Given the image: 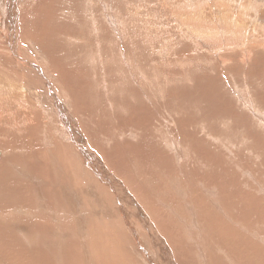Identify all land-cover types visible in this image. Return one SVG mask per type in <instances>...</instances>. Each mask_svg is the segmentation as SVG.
I'll use <instances>...</instances> for the list:
<instances>
[{
  "label": "rangeland",
  "instance_id": "374dc122",
  "mask_svg": "<svg viewBox=\"0 0 264 264\" xmlns=\"http://www.w3.org/2000/svg\"><path fill=\"white\" fill-rule=\"evenodd\" d=\"M46 1L47 2L44 4L46 7H43L44 11L42 13H32V8L29 4L30 14L21 20V24L24 21L22 25L23 28H21L22 34H24H21L22 40L24 42H26L25 39L34 41L31 42L32 45L22 42L20 44V47L22 46L24 48V52L27 53L29 57L33 58L39 63L47 60L51 64L52 68H54V72L55 70L57 71L56 73L60 72V67L62 64L58 60L61 58L68 62V65H72L75 70L82 68L80 65L76 67L73 62L77 60L75 59L74 61V58L81 55L83 45L79 40L70 38L66 33L74 32L75 34V32L80 31L79 28H83L89 30L91 37L96 38L97 40L98 34H101L100 32H105L104 30H106L105 33L107 36L105 35L102 38H105V42H107L106 38L107 40H111L112 42H109L113 43L114 46L109 43V46L107 45L100 47L99 41L101 42V37H99V41L95 40L97 45L94 46V48H97L98 50L96 49V51L93 52L91 58L89 57V61L92 60L90 61L91 64L87 63L88 65H86L89 67V65H92L95 60L94 65L96 66V64H98L95 68L97 69V72L98 68L102 70L110 67V72H112V70L113 72L111 73L112 76L109 78V80L114 82V87H118V90H121L120 92H126V96H129V99L132 103L131 105L128 104L131 108L138 109L141 108L140 105H146V108H148L150 111L157 113L159 110L160 113L163 112L161 113V117H159V114L157 115V118L152 121L147 116H141L139 119L140 127L135 126L136 121L133 117H128L126 122L130 123L131 126L125 128L121 134L113 132L114 141L129 146V148H132L130 153L137 154V157L132 161L138 162L136 167L141 169V171L145 173V176L148 177L149 174L150 176L156 175L158 178H160L164 172V168H162L158 173L156 172L157 170L151 173L146 170V168H149L151 165L153 169H155V158L161 161L163 157L167 155L165 147H163L164 150H162L163 148L157 146L156 143H154L155 141L161 143L162 146H166L174 154L177 160V152L183 151L178 143L182 141V133L185 131V129L181 128L179 125V120L181 117L185 119L189 117L188 120L186 119V121L191 122L192 126L188 132L191 133V136L193 134L198 135V139L195 141L196 146H194L192 149L193 157L196 158L195 162H197L195 165L199 168V164L205 162L207 159H210L207 160V165L210 164V169L205 170L203 175H206V183L211 190L205 188V193H208L209 195H212L213 193V195L210 196L216 197L222 193V187L225 185L223 183L233 180L236 182V184L228 185L227 191H230V193L233 192L232 194L235 196L236 194L239 195L240 201L245 200V202L254 205V209L264 212V198H262V196H264V34H262L264 33V0H252L256 2V4H254L255 11L250 9L249 17L245 16L243 12L240 11L238 4L239 0H231V3L229 0H210V2L209 0H106L107 2L105 0H80V3H82L80 5L74 4L75 0ZM206 2L207 5L210 4L213 6L214 12H204V14H202L203 11H198V16L196 15V17L200 18L197 19V21L195 19V14L192 13L193 8H197L198 10V5H205ZM35 4H37V2ZM17 5L20 8V6L23 4ZM89 5H91V7ZM190 5L191 7H189ZM90 8L91 10H89ZM189 8H191L192 11ZM90 13L92 15H90ZM190 14L193 16L188 18L187 15ZM50 17H53V19L56 21V23L52 25H55L56 29L58 28L65 30V33L60 30L61 35H55L53 42L47 47H44L43 44L39 42L37 43L35 40L36 37L39 36L42 39V42L47 44L41 35L50 33L54 30V28H52L48 22ZM116 18L119 20L117 23L118 26H121L118 29L112 26V19L116 21ZM229 19L231 20L229 21ZM241 21L243 22L245 28L243 25H241ZM197 22L200 23V26L202 27H199ZM214 24H216L215 27H213ZM101 27L103 31H95ZM239 27L241 28L239 29ZM228 28L232 29L229 30ZM119 29H121L123 33L125 31L127 33V37L132 40L130 41L129 47L127 42L124 43L121 41L120 36L122 33L118 31ZM236 33L239 35V38H234V36L238 37L236 36ZM110 34H112V36ZM218 35H220L221 38ZM47 37L49 38V36ZM2 39L3 38L0 37V45L4 43V40ZM236 39H238V43ZM56 43H60L61 46L58 47ZM131 43H134V45H131ZM40 45L43 48L40 47ZM91 49L93 50V48ZM106 60L110 61L106 62ZM127 61H132L130 73L127 71L128 69L126 65H121L119 67V64H126L128 63ZM116 65H118V67ZM115 68H117V70H115ZM121 68L123 70H121ZM102 71L99 72L104 73L106 70ZM119 71L122 72L119 73ZM91 72H93L92 68L90 70L87 68L85 71L78 70L77 73H74L73 70H70L66 75L69 84L65 90H59L58 92L59 95H61L59 96V101L50 100L48 98V91L45 90L41 83H39V86L35 83L30 85L29 83H26L25 88L28 87V89L26 92L23 91L22 96H26L28 101L25 102L31 103V110H33V113H43L48 117V120L45 124L46 129L48 130L47 133L51 137L50 142L55 145L59 144L60 148L62 149L60 155L63 156L64 162L68 165V168H66L64 165L63 166L69 170L67 172H73L72 175L74 177L75 185L78 188H83L85 186L89 188L91 185H93L95 190H97L100 183H98V180L95 179L92 174H90V170L87 167H83L81 162V154H78L76 147L72 143H69L65 140L70 136L69 131L66 128L62 129L61 126L53 118H51V113L53 115L56 114L57 108L62 107L64 111H71L77 118V125L84 128V124L80 121V119H78L80 114L79 110L80 108L87 106L86 96H90V91L92 96H94V94L92 93V89L90 90L88 88L78 95L76 85L82 82L81 78L84 79V76L86 78L89 75L87 79H84V82L87 83L90 80V75H93ZM115 72L117 74H115ZM133 72L135 75H140L142 72V77L140 76L142 78V83L135 84L133 82ZM13 75H15L14 72ZM1 76L2 71L0 70V81H2ZM126 76L128 77L126 78ZM11 77L13 78L12 81H15L16 75ZM11 77H9V80ZM121 80H124V82ZM125 80H129V82ZM118 81L124 84L122 85V83L120 84ZM4 84L14 85L15 83H8L5 80ZM86 86L87 85H84V88ZM16 88H19V91L20 89H23L19 84L18 87L16 86ZM130 90L132 92L129 93ZM21 93L22 92H20V95ZM66 96H73V98H68ZM116 96L117 95L107 96L106 94L105 96H96V100L91 104L89 109L90 120L99 124H103L105 121V123L111 128L116 125V118H118L119 114H121L116 113L114 115V100ZM241 98L245 99L243 100ZM142 101L144 102L143 105L141 104ZM172 110H176V112L174 113ZM122 111L126 113L127 108L123 107ZM255 113L261 117L263 122L261 120L258 121L257 118L253 117L256 115ZM160 129L162 132L161 134L163 135L161 138H157L160 134ZM147 130L153 132V135L147 136ZM141 132H143L145 136H143L142 139H140ZM173 135L178 138V143L176 145H174L171 140L169 141L168 138ZM23 136V134L20 135L22 139ZM134 148L140 149L136 151ZM146 149L148 152H146ZM89 150L91 152H96L92 146L89 147ZM210 152L213 153L211 154ZM100 157L102 158L101 155ZM47 158H49V154H47ZM1 159L2 154L0 156V160ZM141 161L146 164H141ZM217 161H219L218 166L215 164ZM128 162V164H130V161ZM108 171L112 173L116 172V170L113 169ZM246 172L253 177L249 178V175H247ZM213 178L216 180H213ZM91 181L92 183H88ZM85 182L87 184H85ZM113 183L117 184L115 180H113ZM201 184L202 183H199V180L195 182L197 188L201 187ZM242 184L244 185V188L240 190V187H243ZM251 186L253 188H251ZM86 187L84 190L88 189ZM215 187L217 189L220 187L218 189L219 191L217 189V191L214 190ZM134 191L138 195L139 190L134 188ZM86 193L94 195L91 190H87ZM101 193L102 192L99 188L98 194L100 195ZM248 193L251 194L249 195ZM259 193H261V195H258ZM10 195L14 198L13 204L16 206V196L14 194ZM225 196L227 199H229L228 193H225ZM103 197L108 200L111 198L107 194H103ZM208 198L209 196H206V199ZM92 202L94 203L95 201ZM92 202L91 204H93ZM233 202L237 204L235 200H233ZM8 203L10 205L8 212L2 213L0 210V221H2L4 218H11L13 213L25 215L24 213L18 212L17 209H12V203L9 201ZM84 203L85 207L87 208V204L89 203L87 201H84ZM207 204L208 203H204L203 205L202 203L198 207L203 208L206 207ZM211 204H208L210 207L207 210L215 211V207H211ZM235 206L239 208L238 210H240V205L238 206L237 204ZM88 207H91L90 204ZM123 207L126 208L127 211L130 210L134 213V210L128 206L123 205ZM260 207L262 208L260 209ZM194 212L200 214L198 209H194ZM189 214L190 215L183 220L190 219L189 221H196V223L199 222V219L196 218L197 216L194 215L192 211H190ZM241 214L242 211L235 213L234 218H225L226 220H222L220 222L221 225L219 226L222 227L223 230H226L232 226H240L242 222V224H250L249 221ZM207 215L209 216L208 213ZM222 217H225L223 215V211ZM252 217L253 221L259 223L258 230L256 231V239L258 241L256 240L254 243L255 247L253 246L259 256L264 252V226L262 224L264 222L260 221L262 218H260V216L253 214L251 218ZM108 218H110V216H104L106 223L104 226L102 221L99 219L98 221L92 223L95 228L92 226V224L89 225L88 228L93 230V233L89 229L90 236H88V238L90 237L91 240H88L92 242L90 243L92 245L89 244V246L92 247L88 249V257L85 255L84 251L81 250L80 252L72 253L73 255L70 254L71 256L69 255L66 262L64 261L62 264H84V260L86 261L87 259L89 263L95 264L97 260L99 261L100 256L103 258L100 260V262L102 263L103 261L104 264H151L150 258L155 260L156 248L147 243V236L145 235L144 231L138 233L139 236L145 238L143 239V248V246H140V244L135 241L133 236L130 234L129 229L126 228L125 219L122 215L117 214L116 217H111L110 219ZM237 220L240 221L238 222ZM212 221L213 220L210 217L206 222H202L204 229L208 228L205 230L209 233L204 234L201 237L206 241V249L203 254H198L199 250L197 248V242L194 243L196 256L202 264H205L206 262V264H214L209 259L211 256L215 257V254H210L214 250L209 248L208 241L211 240L212 243H210L216 246L214 240L216 241V239L225 237L222 232L215 233L216 230L213 229V227L216 225ZM244 221L246 222L244 223ZM10 222H12V219L7 223ZM204 223H207V225H204ZM13 225L15 224H11L9 227ZM186 228L187 226H185V231ZM124 231H128L130 235L126 234ZM15 233L21 239H28L30 243H42V240L40 239L41 235L37 230H33L29 236H26L25 230L21 228L15 229ZM185 233V237H178L176 239V244H178L180 240L185 241V239L187 240L189 237L191 238L187 232ZM94 234H96V239L93 238ZM170 235L173 236V232H171ZM92 240H94V242ZM95 242L100 244L96 245ZM227 246L233 247L230 244ZM110 247H112L113 250ZM103 248L106 249L104 250ZM117 250L119 254L116 252ZM64 257L65 256H63V258ZM242 257L243 259L247 258L245 255ZM94 259L96 261H94ZM58 261L60 260H56V262L60 264L61 262ZM260 261H263L262 264H264V258H260V260L257 258L255 263L261 264ZM15 264H19V261L17 260ZM243 264H246V262H243Z\"/></svg>",
  "mask_w": 264,
  "mask_h": 264
},
{
  "label": "bare ground",
  "instance_id": "6f19581e",
  "mask_svg": "<svg viewBox=\"0 0 264 264\" xmlns=\"http://www.w3.org/2000/svg\"><path fill=\"white\" fill-rule=\"evenodd\" d=\"M35 1L37 2V4H35L36 3ZM229 1L231 3V0ZM46 2H47L46 0H33V1L32 0H0V37L3 38L2 40H4V43L1 42L2 44L0 45V70L2 71V76H1L2 81H0V156L2 154V159L0 160V210L2 211V213L8 212L10 208V205L8 203L9 201L12 203V209H17L18 212L24 213L26 215L25 216L18 213H13L11 218L9 219L4 218L2 221H0V264H15L17 260L19 261V264H56L57 263L56 260H60L58 262H61L60 264H62V262L64 261L66 262L70 254L74 252L75 253L80 252L81 250L84 251L85 255L88 257V249L92 247L89 246V244L92 242L88 240L90 239V237L88 238V236H90L89 235L90 228H88L89 225L92 224L93 222L98 221L99 219L100 221H102L104 226L106 224L104 220L105 215L110 216L111 218V217H116L117 214L123 216V218L125 219L126 228L129 229L130 234L133 236L135 241L140 244V246H143L144 243L143 239L145 238L139 236L138 233L144 231L145 235L147 236V243L156 248L155 260H152L149 257L151 264H202L201 261L196 256L194 243L197 242V246H198L197 248L199 250L198 254L199 253L203 254L206 249V241L201 237L204 234L208 233L206 231L208 228L207 229L205 228L206 229L205 230L202 222H206L210 217L213 220L212 222H214V224L217 226V227L216 226L213 227V229L216 230V231L214 230L215 233L222 232V234L225 236L224 238L216 239V241L214 240L216 246H214V244H211L212 243L211 240L208 241L209 248L211 250H214L210 254L212 255L215 254V257L211 256L209 257V259L214 264H226V263L243 264V262H246V264H256L255 262L257 261V258H259V260L260 258H264V252L258 256V253L257 251H255L254 248L255 247L254 243L257 240L256 231L258 230L259 223L253 221V217L251 218V216H253L254 214L256 216H260V218L262 217L260 221L264 222V212L261 210L254 209V205L245 202V200L240 201V196L237 194L236 196L232 194L233 193L232 190H231L232 193H230V191H227L228 185L236 184V182L233 180L224 182L223 184L225 185L222 187V191H221L222 193L220 194L218 193L219 195L216 194L218 196L216 197L213 196L214 198L211 197L213 193L212 195L210 194L211 196L208 193H207L208 195L205 193V188L207 189L210 188L206 183L207 182L205 177L206 175L204 176L203 172H205V170L207 169H210L209 168L210 164L207 165V160L210 159L207 160L204 159L206 160L205 161L206 163L205 162L201 164L198 163L200 166L199 168L195 165L197 164V162H195L196 158L193 157L192 149L194 146H196L195 141H197L198 135L193 134L191 136V133L188 132L192 126L191 122L186 121V119L188 120L189 117L186 119L181 117L179 120V125L181 126V128L185 129L184 133H182L183 137H181L182 141L180 143H178V138L176 136L173 135L168 137L169 141L171 140L174 143V145L178 143V145L183 149V151L177 152V160L174 154L166 146H162V144L159 143L158 141L154 142L156 143L157 146L161 148L165 147V151L167 155H165L164 156L165 158L163 157L161 161L155 158L154 161V163L156 164L155 169H153L151 165L149 168H146V170L150 173L157 170L156 172L158 173L162 168H164V172L162 173L161 177L159 176L160 178H158L156 175L150 176L149 174L148 177L145 176L144 175L145 173L141 171V169L136 167L138 165V162L132 161L137 157V154L130 153L132 151V148H129V146L114 141L113 132H116L117 134H121L125 128L131 126L130 123L126 122V119L128 117H133L136 121L135 126L140 127L139 119L141 116H147L152 121L156 119L157 115L159 114H160L159 117H161L162 116L161 113L163 112L160 113V111L158 110L157 112L158 114H157L153 111H150L148 108H146V105H143L144 104L143 101H142L143 103L141 102L143 106L140 105L141 108L138 109L131 108L128 104L131 105L132 103L129 99V96H126V92L124 90H122L124 92H120L121 90H118L119 89L118 87L116 86L114 87L115 85L113 84L114 82L109 80V78H111L112 76L111 73L113 72V70L112 72H110V67L105 69L101 68L102 70H106L104 71V73H101L99 72L102 71L100 70V68H98V72L97 69H95L96 66L98 65V64H96V66L94 65L95 60L92 65H89V67L87 66L88 65L87 63L91 64L90 61H92V60L89 61V57L91 58L93 52L96 51L97 49L94 48V46L97 45V42L95 43L96 38L91 37V33L89 30L79 28L80 31L75 32V34L74 32L66 33L70 38L79 40L83 45L81 55L74 58V61L75 59H77L78 61L76 60L75 62H73L72 60L73 64L76 67L80 65L82 68H78L75 70V68L72 65H68L67 64L68 62H66L64 59L61 58L58 60L62 64L60 67V72L56 73L57 71L55 70L54 72L53 70L54 68H52L51 64L47 60L43 61L42 63H39L33 58L29 57V55L24 52V48L22 46L20 47L21 42L25 44L29 43L32 45L31 42L34 41L25 39L26 42H24L22 40L21 28H23L22 25L24 21L21 24V20H23V18H25L28 14H30L29 4L30 7L32 8L31 10L32 13L34 12L42 13L44 11L43 7L44 8L46 7L44 6ZM80 2H81L80 0H75L74 4L80 5L82 4ZM17 4H23V5H21L19 8ZM238 4L240 7V11L243 12V14L247 17H249L250 9L255 11V7H254V4H256L255 1L239 0ZM89 6L91 7V5ZM189 7H191V5ZM89 10H91V8ZM198 11L201 12L203 11L202 14H204V12L205 13L212 11L214 12V8L210 4L207 5V2L205 5L202 6L201 4L198 5V10L197 8L196 9L193 8L192 13L195 14L196 20L200 18V17L198 18L196 17V15L198 16ZM90 15L92 14L90 13ZM192 16H193L192 14L187 15L188 18H191ZM230 20L231 19H229V21ZM48 22L49 25L52 28H54V30L50 33L41 35L44 38V40L47 42V44H44L39 36L36 37L35 40V42L37 43L39 42L43 44L44 47H47L49 44L53 42V38L55 35H61L60 30H62L58 28L56 29L55 25H52L56 23L53 17H50ZM118 22L119 20L117 18L116 21L112 19V26L117 29L120 28L121 26L120 27L118 26L117 24ZM240 23L241 25H243L242 21ZM197 24L199 27H202L200 26V23L197 22ZM216 24H214L213 27H215ZM241 27H239V29ZM243 27L245 28L244 25ZM64 31L65 30H62V32ZM95 31L100 32L103 31V29L101 27L100 29L98 28ZM104 31L106 32V30ZM118 31L122 33L120 36L121 41H123L124 43L127 42V45L129 47L130 41L132 40H130L129 37H127V33L125 31L124 33L122 32L121 29H119ZM105 32H100L101 34H98V38L96 41H99V37H101V42L99 41L100 47L107 46L110 43L109 41H111V40H107L106 38L107 42H105V38H102L106 35ZM110 35L112 36V34ZM47 36H49V38ZM218 36L220 37V35ZM236 36L238 37L234 36V38H239V35H237V33ZM237 40L238 39H236V41ZM110 44L114 46L113 43ZM56 45L58 47L61 46L60 43H56ZM131 45H134V43H131ZM40 47L42 46L40 45ZM91 48H93V50ZM108 61L110 60H106V62ZM131 64L132 61L126 64H119V67L121 65H126L128 69L127 71H129L130 73ZM116 66L118 67V65ZM87 68L89 70L92 68L93 70V72H91L93 75H90V80L89 81L87 80L88 81L87 83L84 82V79H87L89 75L86 78L84 76V79L80 77L82 82L76 85V89L78 90V95L84 92L85 90H87L88 88L90 90L92 89V93L94 94V96H92L90 91V96H86L87 106L82 107L79 110L80 114L78 116V119H80V121L84 124V128L77 125V118L74 116V114L71 111L68 110L64 111L62 107L57 108L56 114L53 115L51 113V118H53L61 126L62 129L66 128L69 131L70 136L67 137L65 140L69 143H72L76 147L78 154H81V159H82L81 162L83 167L84 166L87 167L90 170V174H92L94 178L98 180V183H100V185L97 184L102 192L100 195L98 194L99 188L95 190L93 185H91L89 188L86 186L85 187L88 188L87 190H91L94 195L86 193L87 190H84L85 187L78 188L75 185L74 177L72 175L73 172L72 173L67 172L69 171L68 169H66L68 168V165L64 162L63 156L60 155L62 149L60 148L59 144L55 145L50 142L51 137L47 133L48 130L46 129V124H45L46 121L48 120V117L43 113L42 114L33 113V110H31V103L25 102L28 100L26 99L25 95L22 96L23 91L26 92L28 89V87L25 88L26 83H29V85L35 83L38 86L39 83H41V85L49 93L48 98L52 101L53 100L59 101V96H61L58 93L59 90H65L67 85L69 84V81L66 77L67 73L70 70H73L74 73H77L78 70L85 71ZM115 70H117V68H115ZM121 70L123 69L121 68ZM13 72L16 75L17 81L16 79L15 81H12L13 78L11 76H15L13 75ZM120 72L122 71H119V73ZM134 72L132 74L133 82L135 84L142 83V78H141L142 72L140 73V75L139 74L135 75ZM97 73H101V74H97ZM117 73L115 72V74ZM128 76H126V78ZM9 77H11L10 80ZM5 80L8 83H12V84L15 83L16 85L15 84H14L15 86L6 85L4 84ZM125 81L129 82V80H125ZM122 82H124V80ZM122 82L118 81V83L120 84ZM18 84L23 88L20 89V91L19 88H16V86L18 87ZM123 84L124 83H122V85ZM84 85L87 86L84 88ZM20 92H22L21 95ZM130 92L132 91L130 90L129 93ZM105 94L107 96L117 95L114 100V115L116 113H121L119 114L118 118L115 117L116 125H114L112 128L109 127L104 120H102L104 121L103 124H99L95 121H91L89 118V109L91 104L96 100L97 98L96 96L98 95L105 96ZM66 97L73 98V96H66ZM123 107L127 108L126 113L122 111ZM175 112L176 110L174 111V113ZM255 114L256 115L253 117L257 118L258 121L261 120V117L257 113ZM159 133L160 134L158 135L157 138H161V136L163 135L161 134L162 133L161 129ZM22 134L24 135L23 139L20 137V135ZM146 135L152 136L153 132L147 130ZM143 136L144 133L141 132L140 139H142ZM90 146L94 147V150L96 152H91L89 150ZM139 149L140 148L135 150L137 151ZM162 150H164V148ZM146 152H148L147 149ZM47 154H49V158H47ZM100 155L102 156V158L100 157ZM128 161H130V164H128L129 163ZM141 164L145 165L146 163L141 161ZM215 164L218 166L219 161L215 162ZM63 165L66 168H64ZM110 169L116 170V172L115 173L109 172L108 170ZM247 175L249 174L247 173ZM250 177L253 176L249 175V178ZM214 179L215 178H213V180ZM113 180H115L117 184H114ZM197 180H199V183H202L201 187L198 188L196 187L195 182ZM88 183H92V181ZM85 184L87 183L85 182ZM244 185L242 184L243 187H240L241 188L240 190L244 188ZM134 188H137L139 190L138 195L134 191ZM251 188L253 187L251 186ZM216 189L217 188L215 187L214 190ZM225 193L229 194V199L226 198ZM10 194H14L16 196V206L13 204L14 198ZM83 194L86 196H84ZM103 194H107L111 198L108 200L103 197ZM258 195H261V193H259ZM206 196H209L210 199L209 198L206 199ZM262 198H264V196H262ZM233 200L237 202L238 206L240 205V210L242 211L241 215H243L244 218L247 219L250 224H242L243 222L240 224L238 223L240 220L239 221L237 220L238 222L236 223L240 224V226H232L229 229L223 230L222 227L219 226L221 225L220 222L227 217H229L228 219L234 218L235 213L241 212L240 210H238L239 208L235 206L237 204L233 202ZM84 201H87L91 207H88L89 204H87V208H86ZM92 201H95L94 202L95 204ZM91 202L93 204H91ZM202 203L203 205L204 203H208V204L212 203L213 205L211 204V207H215V211L207 210L210 207L208 204L206 205V207L203 208L198 207ZM123 205L133 209L134 213L130 210L127 211L126 208L123 207ZM251 207H252V211H251ZM261 208L262 207H260V209ZM194 209H198L200 211V214L195 213ZM190 211H192L193 214L197 216L196 218L199 219V222L196 223V221L195 222L189 221L190 219L183 220L184 218L190 215L189 214ZM222 211L225 217H222ZM207 213L209 214L210 217L207 215ZM236 216L238 217L237 214ZM11 219L12 222L7 223ZM245 222L246 221H244V223ZM11 224H15V225L9 227ZM262 224L264 226V223ZM204 225H207V223H204ZM185 226H187L186 231H185ZM17 228L24 229L26 236H29L33 230H37L38 233L41 235L40 239L42 240V243H30L29 240L26 238L21 239L15 233V229ZM92 231L93 230H91V232ZM171 232H173L174 234L173 236L170 235ZM185 232H187L191 236V238L189 237V239L187 240L185 239V241L180 240L178 244H176L175 243L177 242L176 239L178 237L181 238L185 237L186 234ZM125 233L129 234L128 231ZM95 235L96 234H94L93 238H95ZM94 240L92 241L94 242ZM95 243L96 245L100 244L97 242ZM229 244L232 245L233 247L227 246ZM110 248L113 250L112 247ZM103 249L105 250L106 248ZM116 252L118 253V250ZM244 255L247 256V258L243 259L242 256ZM63 256L65 257L63 258ZM102 259L103 258H101V256L99 257V261L98 260L96 261L94 259V261H96L95 264H104L103 261L102 263L100 262V260ZM87 260L86 261L84 260L83 263L92 264L89 263V261ZM260 262L262 264L263 261Z\"/></svg>",
  "mask_w": 264,
  "mask_h": 264
}]
</instances>
